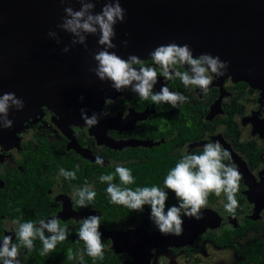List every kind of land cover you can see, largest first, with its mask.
Segmentation results:
<instances>
[{"label": "flooded vegetation", "instance_id": "1", "mask_svg": "<svg viewBox=\"0 0 264 264\" xmlns=\"http://www.w3.org/2000/svg\"><path fill=\"white\" fill-rule=\"evenodd\" d=\"M145 60L161 71L150 58ZM105 86L101 105L91 97L75 101L68 111L28 107L22 115L26 110L30 116L23 123L13 122L14 131L0 130V244L11 235L19 245L14 219L38 223L55 217L67 226L68 239L43 256L38 238L31 251L21 245V264H264V89L223 76L214 77L204 93L196 86L185 87L178 78L159 75L154 92L167 86L188 97L173 107L142 100L130 89L116 92L109 81ZM108 98L114 103L105 104ZM81 108L89 116L104 110L110 115L88 128ZM216 141L231 153L224 163L234 164L243 175L236 196L239 206L229 213L226 196L210 194L204 218L183 217L180 236L162 235L150 219V206L136 212L112 204L107 184L99 179L121 165L135 179L128 187H163L183 154H199L204 144ZM97 156L103 164L96 163ZM61 168L76 171V179H65ZM113 182L120 184L118 175ZM85 183L97 196L80 208L72 193ZM174 205L178 201L169 191L165 211ZM90 215L101 218L102 260L88 256L78 237L79 221ZM69 249L74 259H67Z\"/></svg>", "mask_w": 264, "mask_h": 264}, {"label": "clouds", "instance_id": "2", "mask_svg": "<svg viewBox=\"0 0 264 264\" xmlns=\"http://www.w3.org/2000/svg\"><path fill=\"white\" fill-rule=\"evenodd\" d=\"M81 7L77 10L71 7L72 0H60V3L68 4L64 7L65 15L56 26L61 31L70 34L73 39L71 47L84 46L87 50V38L98 36L99 48L92 54L95 67L89 71L101 81L111 82V87L116 92L130 89L140 99L149 100L155 104L161 102L171 104L185 103L188 97L179 92L170 91L167 86L154 92L158 83V76L162 75L168 80L178 78L185 87L196 86L204 93L209 91L214 77H223L229 69V62L222 61L219 56L210 53H202L194 56L193 50L187 45H178L175 42L157 46L149 53L150 60L157 68L148 66L146 60L136 55H129L127 59L111 51L116 48L113 40L116 37L115 26L123 23L126 10L121 7L120 0H107L99 12L95 11L96 3L100 0H77ZM48 37L54 39L59 45L61 40L57 32L50 30ZM128 46L127 40L122 42ZM70 51L69 46L63 48L64 53ZM187 66V67H186ZM180 68H185L181 71ZM251 74V72L249 73ZM84 97H80L81 103ZM111 98L106 99L105 104H111ZM24 101L18 98L14 92L0 95V130L11 129L13 121L9 119L12 109L22 111ZM110 115L108 111L101 113L92 112L88 115L86 108L80 109V117L88 128L96 127L102 118ZM231 160V153L222 147L219 141L209 142L203 145L202 152L195 151L183 154L175 166L168 172L163 182V187H128L135 183L132 171L121 165L115 167L114 174L101 175V183H106V192L112 204L121 205L136 212H142L144 206H150V219L164 235L180 236L183 234V217L202 220V209L207 208L208 197L215 194L219 197L224 194L227 198L225 209L234 214L239 206L236 196L240 190L242 173L234 164H225ZM97 164H103L100 156L96 157ZM78 168V166H77ZM59 174L65 179L75 180L76 171H68L64 168ZM118 175L120 184L114 183ZM121 185H124L123 187ZM167 189V191H165ZM175 194L178 206H172L165 211L168 192ZM97 196L92 185L85 183L82 188L73 190L72 198L76 206L85 208L92 203ZM100 216L90 215L79 221V240L83 241L85 251L93 259L104 258L105 244L100 231ZM12 224L18 225L15 229V237L19 245L13 243L11 235H5L0 244V264H21L20 246L31 251L34 241L38 238L43 245L41 255L53 251L56 246L68 239V228L62 226L58 218L48 221L43 219L37 222H21L14 219ZM50 235H45V233ZM72 250L69 249L67 259H74ZM83 261V254H80Z\"/></svg>", "mask_w": 264, "mask_h": 264}, {"label": "water", "instance_id": "3", "mask_svg": "<svg viewBox=\"0 0 264 264\" xmlns=\"http://www.w3.org/2000/svg\"><path fill=\"white\" fill-rule=\"evenodd\" d=\"M105 2L96 3L95 11ZM120 4L126 16L115 26L116 48L111 51L122 58L136 55L145 60L157 46L187 44L194 56L210 53L229 62L224 76L264 89V0H120ZM67 6L60 0H0V95L14 92L23 99L24 109L50 105L68 111L81 96L97 97L100 105L105 100L106 81L89 71L96 66L92 54L99 48L98 36L87 38L85 50L82 45L71 47L73 37L56 27ZM70 6L81 7L77 0ZM50 30L57 32L59 45L48 37ZM65 46L70 47L68 53L63 52ZM22 111L10 110L9 119L23 123L30 112Z\"/></svg>", "mask_w": 264, "mask_h": 264}]
</instances>
